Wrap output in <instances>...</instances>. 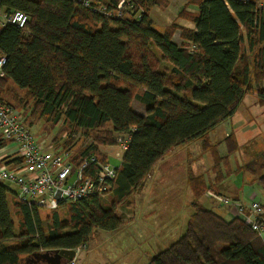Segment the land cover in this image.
Segmentation results:
<instances>
[{
    "label": "trees",
    "instance_id": "obj_1",
    "mask_svg": "<svg viewBox=\"0 0 264 264\" xmlns=\"http://www.w3.org/2000/svg\"><path fill=\"white\" fill-rule=\"evenodd\" d=\"M117 1L0 0L3 9L28 16L25 27L0 31L6 57L0 103L29 105V128L62 121L69 133L61 148L74 159L94 153L108 161L99 146L115 145L119 134L128 139L111 200L90 196L43 214L0 181V264H45L35 254L76 250L94 229H119L125 220L115 207L167 152L193 140L210 149L209 131L236 112L245 94L264 103V10L256 11L253 1L185 0L161 31L149 12L162 0H129L120 18L93 8ZM133 100L144 112L133 109ZM77 131L93 141L72 147ZM254 179L264 192V173ZM189 187L196 198L206 189ZM192 205L184 232L147 264H264V240L248 224Z\"/></svg>",
    "mask_w": 264,
    "mask_h": 264
},
{
    "label": "rangeland",
    "instance_id": "obj_2",
    "mask_svg": "<svg viewBox=\"0 0 264 264\" xmlns=\"http://www.w3.org/2000/svg\"><path fill=\"white\" fill-rule=\"evenodd\" d=\"M184 3L185 0H162L159 5L151 7L157 25H165V23L168 24L170 21L175 20L177 12ZM179 22L180 24H188L185 21ZM159 27L156 28L161 31L162 28ZM173 41L177 44L180 43L178 31L173 35ZM19 95L22 96V93H19ZM131 106L138 113L144 112V106L136 100L132 101ZM28 108H30L29 105L25 109L18 108L17 111L24 123L29 125L28 121L24 119L29 110ZM30 131L38 141H43L42 143L50 145L56 151L63 150L61 148L63 141L69 133L62 121L57 124L36 121ZM225 132L227 134L229 132L234 133L231 142H228V136L225 137ZM70 137L72 147L76 148L86 147L93 141L92 135L86 136L79 131L72 133ZM209 142L216 146L206 151L205 155H208V157L211 155L214 157L215 153L224 155L228 166L233 169L231 174L228 167H225V162L221 164L222 173L231 174L229 178L227 174L225 176L228 181L230 180L229 183L232 186L231 190L227 192L223 190L222 192H225L226 196H230L237 186L243 192L241 193L243 203L250 201L245 195L253 192L254 197H256L255 200L263 204L259 184L255 182L247 185L250 178H255L264 173V103L258 101L255 93L245 94L236 112L226 122L217 125L214 130L209 132ZM193 144L199 145L201 141H196ZM196 145H193V155H197L199 152V150H196ZM111 149H115V147L99 146L101 153ZM188 149L191 152V147ZM169 154H172L166 157L169 161L163 164L156 163L141 187L132 195L120 201L115 207V213L121 215L125 220L124 225L111 231L94 229L87 243L79 248L76 253L75 264H147L156 253L167 248L184 232L186 215L193 211L192 202H196L199 207H210L213 211L226 215L225 209L230 204L219 203L214 199L207 200L206 192L205 196L202 194L203 196L197 198L192 197L191 188L188 187L186 191L180 193V182L177 181L178 177L176 175L179 174V170H181V175L183 174L185 151L176 149ZM108 161L112 164H118V161L112 156L108 157ZM220 161L218 160V163ZM209 162L211 164V161ZM215 162L217 161L214 158V169L209 172L211 176H214V170L220 165V163L216 165ZM162 172H164L163 175H161ZM238 173H243V175H238ZM173 190L178 191V196L176 203L174 202L175 205L171 206L170 195H165V193L167 194V192ZM155 192L160 194H157V196L152 195ZM104 198L111 200L113 197L107 194ZM179 200L184 201L185 204L181 206L178 203ZM217 202L222 205H218ZM46 210H43L42 213L44 214ZM156 216L161 218L162 221H154ZM131 217L134 221L132 223H130ZM12 218L15 222V228H17L14 215H12ZM173 226L175 228L170 233L164 231L165 229L171 230ZM15 243L13 241L9 245Z\"/></svg>",
    "mask_w": 264,
    "mask_h": 264
},
{
    "label": "built area",
    "instance_id": "obj_3",
    "mask_svg": "<svg viewBox=\"0 0 264 264\" xmlns=\"http://www.w3.org/2000/svg\"><path fill=\"white\" fill-rule=\"evenodd\" d=\"M75 1L90 6V0ZM239 1H253L256 11L264 10V0ZM128 3L129 0H118L112 7L100 4L93 8L106 17L120 18L123 16V6ZM27 21L25 13L5 10L0 6V31L8 24L23 28ZM5 63L6 57L0 52V77L5 73ZM42 142L33 136L30 128L19 117L17 108L0 103V181L17 198L44 209H55L68 202L95 195L106 196L110 192L120 162L112 164L99 160L94 153L74 159L71 150L56 151ZM115 142V149L105 153L121 160L128 139L119 134ZM206 195L218 199L220 203L230 204L236 216L264 240V207L259 201L252 199L245 204L210 191ZM78 250L64 264H75Z\"/></svg>",
    "mask_w": 264,
    "mask_h": 264
},
{
    "label": "crops",
    "instance_id": "obj_4",
    "mask_svg": "<svg viewBox=\"0 0 264 264\" xmlns=\"http://www.w3.org/2000/svg\"><path fill=\"white\" fill-rule=\"evenodd\" d=\"M153 8H151L150 9V12H149V15H150V17H151V19L153 20V22H154V25H155V27H157V26H160L159 28H164V26L166 25V23H165V25H157L158 23H156L155 22V17H153V15H152V10ZM163 24V23H162ZM187 25H189L190 26V24H187ZM245 96V95H244ZM243 96V97H244ZM243 99V98H242ZM242 101V100H241ZM240 104H241V102H240ZM240 104H239V106H240ZM239 106H238V108H239ZM144 109H145V107H144ZM224 122H226V121H224ZM223 123V122H222ZM221 124V123H220ZM219 125V124H218ZM212 130H214V128L212 129ZM211 130V131H212ZM211 131H209V132H211ZM233 135V136H232ZM226 136H228V142H231L232 141V139L234 138V133H232V132H229L228 134H227V132H225V137ZM36 138V137H35ZM37 139V138H36ZM207 139L209 140V133H208V137H207ZM196 141H201V140H193V141H191V142H188V143H184V144H182V145H179V146H177V147H175V148H173V149H171L169 152H167L157 163H159V164H163V163H166L167 161H169V159H166V157H168L169 155H172V154H169V153H172L173 151H175L176 149H183L184 151H185V155H184V157H183V161H185V165L182 163V166L184 165V167H183V174L181 175V170H179V174H177L176 176L178 177L177 178V181L178 182H180V187H179V191H180V193L182 192V191H186L187 189H188V187H189V184H191V182H194V183H196V184H200V186L202 187V186H205L206 188H209L208 190H205V192H208V191H210V192H213V193H216V194H219L220 193V195L221 194H223V196H226L225 195V192H227L228 190H231L232 188V186H230V180L228 181V179L226 178V176H225V174H227V177L229 178V176L231 177V172H233V169H231L229 166H228V163H227V159H226V156H224V155H218V154H214V157L211 155V156H209L208 157V155H205V152L206 151H209L210 149H208L207 147V149L206 148H204L203 147V145H202V141H201V144H193L194 142H196ZM217 144V143H216ZM193 145H196V150H199V152H198V154L197 155H193ZM50 146V145H49ZM208 146L210 147V148H213L214 146H216V145H212V144H210V142L208 143ZM229 146V145H228ZM189 147H191V152L189 151ZM54 149V148H53ZM215 155H218L221 159V161L219 162L220 163V165H219V163H218V165L219 166H217V168H216V170H218V172L216 173L215 171L216 170H214V176H211V174L209 173V172H212V170L214 169V158H216V156ZM209 161H211V164H210V162ZM223 162H225L224 164L226 165L225 167H228V169H229V172L231 173H222V171H221V164L223 163ZM209 165H211V166H209ZM223 166V165H222ZM242 168V167H241ZM210 169V170H209ZM234 172H237V171H234ZM164 174V172H162V174L161 175H163ZM238 175H243V173H238ZM189 178H193L194 180L193 181H191L190 183H189ZM249 179V178H248ZM256 181H255V179L254 178H250L249 179V182L247 183V185H250V184H254ZM261 188V187H260ZM225 191V192H222V191ZM191 191H192V197H194L195 195H194V192H193V190L191 189ZM178 191H175V190H173V191H169V192H167V194L165 193V195H170V200H171V202H170V205L171 206H174L175 204H174V202L176 201V199H177V196H178V193H177ZM205 192L203 193V195L205 196ZM241 193H243L242 192V190H240L237 186H236V188H234V190H233V192H232V194H230V196L228 195V196H226V197H228V198H232L233 200H235V201H241V202H243L242 201V197H241ZM260 193H261V196H262V198H263V202H264V192H263V190L261 189V191H260ZM157 194H160L159 192H155L154 194H152V195H154V196H157ZM148 195H151V194H148ZM203 195H201V196H203ZM249 196V197H248ZM207 198V200H212V199H214V200H216V201H218L216 198H214V197H209V196H206ZM245 197H247V198H249V200H252V199H255L256 197H254V195H253V192L250 194V193H248V195H245ZM251 198V199H250ZM174 200V201H173ZM215 201V202H216ZM176 203V202H175ZM181 206H183L184 204H185V202L184 201H181V200H179V202H178ZM193 203V202H192ZM218 203V202H217ZM220 203V202H219ZM218 203V205H222V204H219ZM246 204V203H245ZM262 204V203H261ZM264 204V203H263ZM263 204H262V206H263ZM205 208V207H204ZM207 209H211L210 207H207ZM212 210V209H211ZM178 211V210H177ZM193 211H194V207H193ZM193 211H191V213L189 214H187L186 215V219H185V224L187 223V220H188V218H189V216L192 214V212ZM225 213H226V215H224V214H222V213H218L219 215H221L224 219H231V218H233L234 216H236V212H235V209L232 207V206H228V207H226V209H225ZM189 215V216H188ZM158 216H156L155 217V219H154V221H162V219L161 218H159ZM133 220V217H131V222L130 223H132V222H134V221H132ZM152 221V220H151ZM126 222H128V221H126ZM150 224V223H149ZM155 225H156V223H155ZM175 227L173 226V228L171 229V230H168V229H165L164 231H166V232H168V233H170L171 231H173V229H174Z\"/></svg>",
    "mask_w": 264,
    "mask_h": 264
},
{
    "label": "water",
    "instance_id": "obj_5",
    "mask_svg": "<svg viewBox=\"0 0 264 264\" xmlns=\"http://www.w3.org/2000/svg\"><path fill=\"white\" fill-rule=\"evenodd\" d=\"M74 255V249H58L53 252L44 251L35 254L36 258L43 261L45 264H64L67 260L72 259Z\"/></svg>",
    "mask_w": 264,
    "mask_h": 264
}]
</instances>
